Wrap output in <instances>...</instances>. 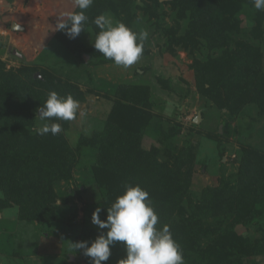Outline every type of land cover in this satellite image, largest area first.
Here are the masks:
<instances>
[{
	"label": "trees",
	"instance_id": "trees-1",
	"mask_svg": "<svg viewBox=\"0 0 264 264\" xmlns=\"http://www.w3.org/2000/svg\"><path fill=\"white\" fill-rule=\"evenodd\" d=\"M163 4L176 17L174 25L160 28L166 47L185 50L193 58L196 89L226 109L230 118L246 105H254L264 114L262 52L250 42L235 39L243 28V13L253 22L250 35L255 39L264 35V11L256 10L252 0H94L85 10L88 20L84 27L98 32L95 17L112 12L136 32V11L151 16ZM182 21L186 22L183 30ZM80 34L69 39L57 30L55 38L71 52H87L94 63H114L93 44L86 45ZM202 48L205 59L194 57ZM147 53L144 43L142 56ZM80 59L84 64L81 54ZM35 72L37 68L26 65L7 69L0 59V211L15 206L20 220L51 222L58 212L54 182L71 178L76 156L64 135L68 121H57L62 131L55 136L38 135L30 127L50 91L71 94L76 100L83 98V92L77 84L47 70H39L40 77ZM111 93L113 105L102 129L80 137L77 145L94 152L90 170L101 195L100 218L106 220L107 207L125 191V185L139 184L148 191L158 214L156 227H170L185 264H245L246 258L264 255V232L249 238L237 230L261 214L264 152L243 146L234 182L223 178L218 185H205L193 199L194 145L174 147L167 135L161 159L159 148L146 149L142 142L152 117L149 88L120 83ZM102 231L106 229H100V234Z\"/></svg>",
	"mask_w": 264,
	"mask_h": 264
},
{
	"label": "rangeland",
	"instance_id": "rangeland-1",
	"mask_svg": "<svg viewBox=\"0 0 264 264\" xmlns=\"http://www.w3.org/2000/svg\"><path fill=\"white\" fill-rule=\"evenodd\" d=\"M117 1V0H116ZM75 9L73 0H0V59L5 67L23 65L47 70L63 80L78 85L83 98L77 100L80 108L74 120L68 121L65 138L76 156V165L69 180H56L57 216L51 222L23 221L17 217L15 206L0 211V264H91L82 250L73 243H90L100 235V229L91 222L93 211L101 208V195L92 177L90 167L93 150L77 146L80 137H89L101 130L113 105L112 88L116 84L131 83L149 88L151 119L143 132V147L156 146L164 158L162 144L170 135V144L181 147L194 145V168L190 195L197 199L205 185H218L223 178L234 182L238 159L243 146H252L264 152V114L254 105H246L238 115L230 118L226 109L202 95L195 85L193 58L185 50L166 47L161 27L175 23V11L163 4L147 15L136 11V32L147 31L144 41L148 53L128 68L114 63H94L87 52H71L55 38L58 17ZM123 14L122 12L120 13ZM113 22H119L112 12ZM242 31L235 39L258 46L263 55L264 35L255 39L250 35L252 19L241 14ZM12 23L17 30L11 28ZM186 27L182 21L181 30ZM97 32L87 27L80 37L92 45ZM8 46L22 54L11 56ZM204 48L194 57L205 59ZM37 72V73H38ZM36 73V72H35ZM200 113L199 122H194ZM35 117L31 132L40 125ZM219 133V135L217 134ZM65 199V201H63ZM261 214L247 226L237 230L249 238L264 232V205ZM111 255L103 264H118L126 256L123 242L110 245ZM245 264H264V255L249 257Z\"/></svg>",
	"mask_w": 264,
	"mask_h": 264
},
{
	"label": "clouds",
	"instance_id": "clouds-1",
	"mask_svg": "<svg viewBox=\"0 0 264 264\" xmlns=\"http://www.w3.org/2000/svg\"><path fill=\"white\" fill-rule=\"evenodd\" d=\"M94 0H73L80 11L62 13L54 30L63 31L69 39H75L88 20L85 10ZM254 8L264 11V0H252ZM99 29L93 40L94 48L117 66L128 68L143 54L147 31L135 32L123 22H113L111 16L100 14L93 20ZM79 102L71 95L61 96L50 91L47 99L37 109L36 117L41 122L35 129L38 135H58L62 131L57 121L74 120L78 114ZM55 118V120H53ZM97 207L91 222L102 231L90 245L88 241L73 243L75 250H82L91 264H103L111 255L110 245L123 242L126 256L118 264H185L180 245L173 238L168 225L157 228L159 217L147 190L139 184L125 185V191L107 207V218H100Z\"/></svg>",
	"mask_w": 264,
	"mask_h": 264
},
{
	"label": "water",
	"instance_id": "water-1",
	"mask_svg": "<svg viewBox=\"0 0 264 264\" xmlns=\"http://www.w3.org/2000/svg\"><path fill=\"white\" fill-rule=\"evenodd\" d=\"M11 28L13 30L19 29V28L16 27V25L14 23H12ZM8 51H10L11 54L16 56L17 58H19V59L22 58V54L19 53L18 50H16L15 48H12L11 46H8ZM34 76L40 77L39 73H35ZM200 119H201V115H200V113H198V115L194 119V122H199Z\"/></svg>",
	"mask_w": 264,
	"mask_h": 264
}]
</instances>
